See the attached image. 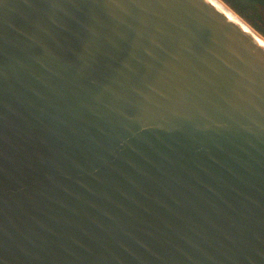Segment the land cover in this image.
I'll list each match as a JSON object with an SVG mask.
<instances>
[{
	"label": "water",
	"instance_id": "water-1",
	"mask_svg": "<svg viewBox=\"0 0 264 264\" xmlns=\"http://www.w3.org/2000/svg\"><path fill=\"white\" fill-rule=\"evenodd\" d=\"M257 33L222 0H0V264H264Z\"/></svg>",
	"mask_w": 264,
	"mask_h": 264
},
{
	"label": "trees",
	"instance_id": "trees-1",
	"mask_svg": "<svg viewBox=\"0 0 264 264\" xmlns=\"http://www.w3.org/2000/svg\"><path fill=\"white\" fill-rule=\"evenodd\" d=\"M264 37V0H222Z\"/></svg>",
	"mask_w": 264,
	"mask_h": 264
},
{
	"label": "bare ground",
	"instance_id": "bare-ground-1",
	"mask_svg": "<svg viewBox=\"0 0 264 264\" xmlns=\"http://www.w3.org/2000/svg\"><path fill=\"white\" fill-rule=\"evenodd\" d=\"M254 31V30H253ZM258 35H260V37L262 38V40L264 41V37L260 34V33H257Z\"/></svg>",
	"mask_w": 264,
	"mask_h": 264
},
{
	"label": "rangeland",
	"instance_id": "rangeland-1",
	"mask_svg": "<svg viewBox=\"0 0 264 264\" xmlns=\"http://www.w3.org/2000/svg\"><path fill=\"white\" fill-rule=\"evenodd\" d=\"M263 13H264V11H263Z\"/></svg>",
	"mask_w": 264,
	"mask_h": 264
}]
</instances>
